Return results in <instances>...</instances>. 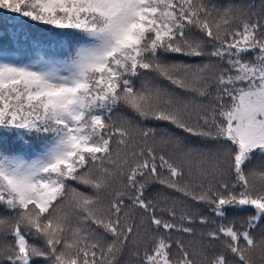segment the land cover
<instances>
[{
	"label": "snow or ice",
	"instance_id": "6c2138e0",
	"mask_svg": "<svg viewBox=\"0 0 264 264\" xmlns=\"http://www.w3.org/2000/svg\"><path fill=\"white\" fill-rule=\"evenodd\" d=\"M0 264H264V0H0Z\"/></svg>",
	"mask_w": 264,
	"mask_h": 264
},
{
	"label": "trees",
	"instance_id": "16d2710c",
	"mask_svg": "<svg viewBox=\"0 0 264 264\" xmlns=\"http://www.w3.org/2000/svg\"><path fill=\"white\" fill-rule=\"evenodd\" d=\"M9 23H11V21H9ZM36 35L42 40H46L47 38V34L45 33H37ZM44 51L50 52V49L45 48ZM32 58L34 59L35 57L33 56Z\"/></svg>",
	"mask_w": 264,
	"mask_h": 264
}]
</instances>
